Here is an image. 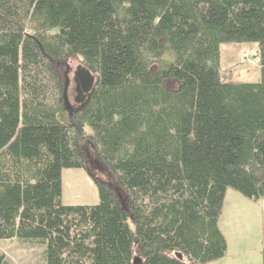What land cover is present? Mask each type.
<instances>
[{
  "label": "trees",
  "instance_id": "obj_1",
  "mask_svg": "<svg viewBox=\"0 0 264 264\" xmlns=\"http://www.w3.org/2000/svg\"><path fill=\"white\" fill-rule=\"evenodd\" d=\"M230 42L257 44L259 82L221 79ZM72 57L94 82L69 117ZM84 141L124 195L63 205ZM229 188L264 199V0H0V240L42 264H207Z\"/></svg>",
  "mask_w": 264,
  "mask_h": 264
},
{
  "label": "rangeland",
  "instance_id": "obj_2",
  "mask_svg": "<svg viewBox=\"0 0 264 264\" xmlns=\"http://www.w3.org/2000/svg\"><path fill=\"white\" fill-rule=\"evenodd\" d=\"M257 51L258 46L254 42L221 44V79L243 83L259 82L261 75L257 64ZM57 68L62 82L66 83L69 105L75 109V79L78 70L84 67L80 58L72 57L58 63ZM79 148L85 159V167L61 169V203L72 206L95 205L98 202L96 181H103L111 185L117 194L124 195L113 174L93 148L86 141L80 142ZM218 224L227 244L224 264H261V246H264V199L253 201L230 188L227 189ZM44 248V244L19 241L16 238L0 240V253L6 256L8 264H42Z\"/></svg>",
  "mask_w": 264,
  "mask_h": 264
},
{
  "label": "water",
  "instance_id": "obj_3",
  "mask_svg": "<svg viewBox=\"0 0 264 264\" xmlns=\"http://www.w3.org/2000/svg\"><path fill=\"white\" fill-rule=\"evenodd\" d=\"M77 77L79 81L81 82L83 89L85 91H89L94 82V78L92 74L85 68H82L78 70ZM62 97H63V103H64L65 110L67 111L68 116L71 117L72 115L71 106L69 105V102L66 97V83H63ZM132 264H143V263H142V260L138 256H135L132 260Z\"/></svg>",
  "mask_w": 264,
  "mask_h": 264
},
{
  "label": "flooded vegetation",
  "instance_id": "obj_4",
  "mask_svg": "<svg viewBox=\"0 0 264 264\" xmlns=\"http://www.w3.org/2000/svg\"><path fill=\"white\" fill-rule=\"evenodd\" d=\"M74 90L76 92V108L72 109V113L76 110L81 108V104L83 103L84 99L86 98L87 92L83 89L81 82L79 81L78 77L75 79Z\"/></svg>",
  "mask_w": 264,
  "mask_h": 264
},
{
  "label": "crops",
  "instance_id": "obj_5",
  "mask_svg": "<svg viewBox=\"0 0 264 264\" xmlns=\"http://www.w3.org/2000/svg\"><path fill=\"white\" fill-rule=\"evenodd\" d=\"M220 228V227H219ZM223 234V233H222ZM262 245V244H261ZM226 247H227V244H226ZM262 247H264V246H261V248ZM226 253H227V249H226V251H225V254H224V256L221 258V259H219V260H216V261H214V262H210V263H207V264H224V259H225V257H226Z\"/></svg>",
  "mask_w": 264,
  "mask_h": 264
}]
</instances>
